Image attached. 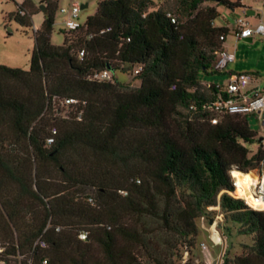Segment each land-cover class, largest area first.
<instances>
[{"label": "trees", "instance_id": "16d2710c", "mask_svg": "<svg viewBox=\"0 0 264 264\" xmlns=\"http://www.w3.org/2000/svg\"><path fill=\"white\" fill-rule=\"evenodd\" d=\"M37 1L46 10L37 29L31 0L6 15L31 30L28 67L0 64V242L8 252L21 264H178L194 245L195 220L218 206L228 236L235 229L251 237L244 253H224L220 264H264V210L233 197L229 177L232 169L264 174L262 138L249 154L251 114L202 106L223 94L215 82L203 89L199 73L222 72L215 52L228 32L212 24L209 0H175L172 10L151 8V0H97L84 23L62 31L59 46L49 40L58 0ZM104 70L110 79H92ZM145 218L170 234L179 261L155 250ZM40 238L46 247L33 248Z\"/></svg>", "mask_w": 264, "mask_h": 264}, {"label": "rangeland", "instance_id": "374dc122", "mask_svg": "<svg viewBox=\"0 0 264 264\" xmlns=\"http://www.w3.org/2000/svg\"><path fill=\"white\" fill-rule=\"evenodd\" d=\"M23 0H0V64L10 67H19L26 69L28 67V60L33 46V39L31 30H23L13 20H7L6 15L15 9V3H20ZM36 6H39L37 0H31ZM234 2L236 0H229ZM77 3L78 5L86 3V7L80 8L77 13V21L84 23L85 19L95 12L97 0H58L54 13V21L50 32V43L55 46H59L63 42L62 31L67 30L64 24V20L67 18V12H60V8L68 10L71 3ZM240 5L234 8L226 7L221 4H216L215 1L209 0L204 5L214 6L217 15L212 21L214 26H225L228 28V32L225 35L223 45L231 52H237V59L235 63L229 61L227 65L223 67V74L216 72L199 73V79L201 83H220L225 84L227 79H223L224 75L230 71L235 73H246L251 79L246 85L247 90L253 88H260L264 90V35L253 34L251 39L246 41L243 39H235L233 30L235 27V21L238 18H242L247 22V26L254 28L259 23L264 24V0H239ZM151 8L172 10L175 5V0H151ZM27 8V7H26ZM248 10H252L253 14H247ZM43 19V13L37 11L31 16L32 28L37 29ZM114 76L129 85L134 87L138 84L137 80H133L132 74H124L120 71H115ZM203 86V85H202ZM65 110V108H64ZM60 115H65L64 111ZM247 124L251 130L256 133V139L252 143H246L245 146L249 150V154L253 153L257 146V139L262 138L261 142L264 145V128L262 126L263 118L258 119L252 115H247ZM258 171L259 168L251 169L250 171ZM241 173L240 171H236ZM244 174V173H241ZM229 177L233 180L235 176ZM246 180L250 184V192L253 193L254 184L250 183V179ZM256 178V177H255ZM237 180V177H236ZM252 186V187H251ZM234 193V192H232ZM240 193V191H239ZM210 215L212 222L208 223L207 217H199L195 220L198 227V233L195 236L194 245L188 252L189 264H212L213 260H217L216 264H220L222 257L225 254L228 256L242 254L246 251L244 245L251 243L250 236H244L237 234L235 229H231L230 235L223 229L225 225L224 214L219 210L218 206L210 207ZM145 224L143 228L147 231V236L153 240V245L157 252L165 256L166 258L175 259L179 261L177 257L172 255L173 238L165 230L160 227L158 222L152 219L145 218ZM210 225L213 226L210 227ZM210 228L211 236L214 240L220 243L215 244L209 235L208 229ZM212 228V229H211ZM220 238H219V235ZM204 248H201V245ZM178 247V252L181 253V247ZM141 259H145L144 252ZM141 256V255H140ZM179 263V262H178ZM143 264H154L149 261Z\"/></svg>", "mask_w": 264, "mask_h": 264}, {"label": "built area", "instance_id": "2783aa9c", "mask_svg": "<svg viewBox=\"0 0 264 264\" xmlns=\"http://www.w3.org/2000/svg\"><path fill=\"white\" fill-rule=\"evenodd\" d=\"M80 9V6L77 3H71L70 8L68 10H65L64 8H60V12H67L68 16L64 20V24L66 29H75L81 25L77 21V13ZM167 16L169 17L171 22H175V16L171 13H167ZM233 34L235 39H243L248 38L253 34H262L264 35V24L259 23L256 25L253 29L247 26V22L244 21L242 18H238L235 21V27L233 30ZM222 38V36H220ZM83 56V49H80L77 53V57L81 58ZM215 62H214V68L217 70H222L223 67L228 63L229 61H232L233 59V52L221 48L217 52H215ZM140 70V67H137L134 70V73H137V71ZM92 79L96 80H108L111 78V73L107 70L95 72L92 74ZM251 77L246 73H235V74H229L226 82L224 85L220 83H214V87L218 92H222L223 94L220 96H217V98L211 102H205L202 106L204 109L209 110L216 115H222V114H254L258 118L264 119V90L256 87L251 90L246 89V85L249 82ZM203 89H209L211 84L210 83H201ZM75 100L72 98H65L63 100L64 105H70L74 104ZM189 109H194V105L190 104ZM81 112L77 113V119H80ZM209 121L214 124L217 121V116L210 117ZM55 131L52 130V133ZM52 142V138L49 137L46 140V143L49 145ZM233 171H240L237 169L230 170V174L233 177ZM242 173H245V171H240ZM248 172V171H246ZM254 174L256 175V183L253 185V195L257 199H262L264 202V174L259 169L258 171H254ZM231 180V179H230ZM231 184L233 186V192L235 188V179L233 177V180H231ZM124 193V192H122ZM233 197L240 198L244 202L245 200L242 197H239L235 193H231ZM90 201V198H88ZM245 204L255 210H264V203L263 206L260 207H252L248 203L245 202ZM211 226V225H210ZM215 229V227L213 226ZM57 230V229H56ZM219 235V234H218ZM79 239H86V233L81 232L78 234ZM220 238V235H219ZM215 244L220 243L221 239L218 241L212 240ZM44 248L46 247V243L44 240L37 239L33 243V248ZM201 248H204V245H201ZM22 258L21 255H12V253L8 252L7 246L0 242V264H21L20 259ZM46 260H42V264H45ZM178 264H189L188 263V253L187 251H184L181 259Z\"/></svg>", "mask_w": 264, "mask_h": 264}, {"label": "bare ground", "instance_id": "6f19581e", "mask_svg": "<svg viewBox=\"0 0 264 264\" xmlns=\"http://www.w3.org/2000/svg\"><path fill=\"white\" fill-rule=\"evenodd\" d=\"M241 173H239V172L237 173L236 171H233V173H232L233 176H235V188H236V192H237L236 195H238L239 197H242L245 200V202L248 203L252 207H258V206L262 207L263 203H264L263 200L257 199L254 197L253 193H251L249 190L250 184L246 181V180H249L250 177H252L250 179V183L255 184L256 183L255 176H253L249 173H244V174H241ZM236 177H237V180H236ZM239 191H240V193H239ZM214 241H216V240H214Z\"/></svg>", "mask_w": 264, "mask_h": 264}, {"label": "water", "instance_id": "95a60500", "mask_svg": "<svg viewBox=\"0 0 264 264\" xmlns=\"http://www.w3.org/2000/svg\"><path fill=\"white\" fill-rule=\"evenodd\" d=\"M79 6H80V8H84V7H86V3L81 4V5H79ZM39 9H40V11H41L43 14L46 13V10H45L44 5L40 4V5H39ZM247 14H253V11H252V10H248V11H247ZM243 39L246 40V41H248V40H250V37H248V38H243ZM262 126H263V128H264V119H263V121H262ZM207 218H208V223H211V222H212V218H210V217H207ZM216 263H217V260H213V261H212V264H216Z\"/></svg>", "mask_w": 264, "mask_h": 264}, {"label": "crops", "instance_id": "0c3cea01", "mask_svg": "<svg viewBox=\"0 0 264 264\" xmlns=\"http://www.w3.org/2000/svg\"><path fill=\"white\" fill-rule=\"evenodd\" d=\"M251 39V38H250ZM244 40V39H243ZM222 47L224 48V49H227L224 45H223V43H222ZM228 50V49H227ZM236 59H237V52H236V54L235 53H233V59H232V61L235 63V61H236ZM226 65H227V63H226ZM224 72H226L225 70H223L222 69V72L221 73H219V74H223ZM229 74H232V72H230V71H228L227 72V75H224L223 76V79H227L228 78V76H229ZM252 115V114H251ZM255 117H257L256 115H254ZM258 118V117H257ZM258 119H260V118H258ZM212 226V225H211ZM210 226V227H211ZM212 229V228H211ZM208 231H209V235H210V237L212 238V236H211V233H210V228L208 229ZM213 239V238H212Z\"/></svg>", "mask_w": 264, "mask_h": 264}]
</instances>
